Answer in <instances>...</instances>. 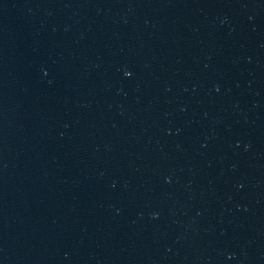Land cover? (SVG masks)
I'll list each match as a JSON object with an SVG mask.
<instances>
[{
	"label": "water",
	"instance_id": "95a60500",
	"mask_svg": "<svg viewBox=\"0 0 264 264\" xmlns=\"http://www.w3.org/2000/svg\"><path fill=\"white\" fill-rule=\"evenodd\" d=\"M0 264H264V0H0Z\"/></svg>",
	"mask_w": 264,
	"mask_h": 264
},
{
	"label": "snow or ice",
	"instance_id": "6c2138e0",
	"mask_svg": "<svg viewBox=\"0 0 264 264\" xmlns=\"http://www.w3.org/2000/svg\"><path fill=\"white\" fill-rule=\"evenodd\" d=\"M128 75H129V76H131V75H132V73H131V72H129V73H128Z\"/></svg>",
	"mask_w": 264,
	"mask_h": 264
}]
</instances>
